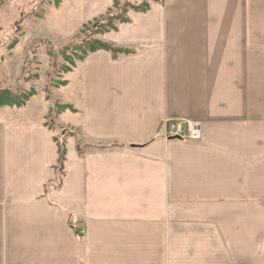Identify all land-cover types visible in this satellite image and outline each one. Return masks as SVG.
Masks as SVG:
<instances>
[{
    "label": "crops",
    "instance_id": "0c3cea01",
    "mask_svg": "<svg viewBox=\"0 0 264 264\" xmlns=\"http://www.w3.org/2000/svg\"><path fill=\"white\" fill-rule=\"evenodd\" d=\"M113 1L81 0L78 28ZM128 17L101 40L129 53L71 71L60 186L54 129L0 117V264H264V0H163ZM37 20L23 43L53 36ZM168 118L202 123L203 138H166Z\"/></svg>",
    "mask_w": 264,
    "mask_h": 264
},
{
    "label": "rangeland",
    "instance_id": "374dc122",
    "mask_svg": "<svg viewBox=\"0 0 264 264\" xmlns=\"http://www.w3.org/2000/svg\"><path fill=\"white\" fill-rule=\"evenodd\" d=\"M126 1L135 3L137 0H122L121 6ZM79 2L81 4V0H60V3L57 0H2L0 90L11 86L19 93L32 89L36 91V95L29 100L26 109L16 106L0 107V117L11 114L14 116L20 110H26V113L29 111L47 122L58 136L64 135L65 127L60 125L61 130L53 127L61 110H66L63 109L65 106L58 107L57 104L70 106L66 102H77L81 96V85L77 72L64 73L60 70L61 65L65 63L62 52L66 46L73 43L87 39L101 40L103 32H95L94 29L105 23L106 18V15H103L79 29L82 22ZM113 11L116 12L117 9L113 8ZM37 18L42 22L44 30L51 32L53 36L35 38L32 41L26 38L23 43V36L30 33L31 22H38ZM17 39L18 43L12 47V43ZM77 53H80V50ZM50 89L53 96L49 98Z\"/></svg>",
    "mask_w": 264,
    "mask_h": 264
},
{
    "label": "trees",
    "instance_id": "16d2710c",
    "mask_svg": "<svg viewBox=\"0 0 264 264\" xmlns=\"http://www.w3.org/2000/svg\"><path fill=\"white\" fill-rule=\"evenodd\" d=\"M121 1L122 0L113 1V5L107 12L105 20L102 18L105 21V23H101V25L96 26L94 29L96 30L95 32L104 33L106 31L116 30L117 25L119 23H124V22L129 21L128 13L130 10L146 12L151 8V2H156V1L162 2L163 0H137L135 3L126 1V3L123 6H121ZM57 2L60 3V0H57ZM0 3H2V0H0ZM113 8L117 9V11L114 12ZM17 43H18V39L12 43V47H14ZM100 49H106V50L112 51L115 57H117L119 54L129 53L126 50L115 48L112 45L102 40L91 41L90 39H87L86 41H82L80 43L78 42L73 43L64 48L62 54H63V57L65 58V63L61 65L60 70H62V72L64 73L71 72L72 69L76 66L77 62L83 61L90 53L95 52ZM78 50H80V53H77ZM48 93H49V98L50 96H53V93H51V89L50 91H48ZM35 95H36V91L32 89L30 91H26L23 93H19L15 91L14 87H11V86L1 89L0 90V107H15L16 106L18 108H23L27 105L29 100ZM57 106L58 107L65 106L63 109H68V108L72 109L71 105L67 106V105L57 104ZM54 126L61 130L60 125L54 124L53 127ZM68 133L69 131H67L66 129L63 133L64 134L63 136H61L60 134L58 137H55L54 139L55 144H56L57 154H58L56 164L53 167L56 172V176H57V181L54 182V184L57 186L61 185L63 177L66 173L67 148H66L65 138L68 135ZM82 142H83V137L79 136L78 137L79 151L81 153H84V148L87 145ZM71 223L76 228L77 233L81 235L82 233L79 229L80 225L78 223V220H72Z\"/></svg>",
    "mask_w": 264,
    "mask_h": 264
},
{
    "label": "built area",
    "instance_id": "2783aa9c",
    "mask_svg": "<svg viewBox=\"0 0 264 264\" xmlns=\"http://www.w3.org/2000/svg\"><path fill=\"white\" fill-rule=\"evenodd\" d=\"M203 130L202 123L177 118L166 119L163 126V134L166 138H178L195 142L201 141Z\"/></svg>",
    "mask_w": 264,
    "mask_h": 264
}]
</instances>
